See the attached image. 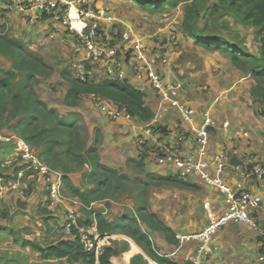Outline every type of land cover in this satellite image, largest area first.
Instances as JSON below:
<instances>
[{"label":"rangeland","instance_id":"rangeland-1","mask_svg":"<svg viewBox=\"0 0 264 264\" xmlns=\"http://www.w3.org/2000/svg\"><path fill=\"white\" fill-rule=\"evenodd\" d=\"M218 1L189 0L177 8L168 6L162 14H149L137 4L126 0H100L99 7L105 6L116 19L115 32L122 34L128 28H132L137 34L145 37L150 45L159 44L160 40L171 37L179 40L178 52L172 56L166 68L168 76L183 81L186 86L185 97L199 114L205 112L207 108L212 109V114L219 121V129L213 136L215 143L227 146V136L232 138L235 144L243 143L241 147L244 150L248 149L247 152L250 153L240 159L233 153V163L245 164L248 159L258 156L257 152L250 151L251 146L258 145L264 148V117L260 115L264 106L261 101L257 103L253 97L257 83L249 71L235 66L228 55L207 52L185 35V15L192 10L198 14L195 16L197 27L208 28L210 34L225 40L239 42L244 50L259 55L261 45L256 31L229 9H218ZM5 8L8 9V24L4 26L0 19V33L9 39L22 42L25 51L37 59L44 60L50 67L45 71L47 76H39V82L35 85L34 89L39 99L50 108L56 109L60 115L75 117L81 137L87 145L86 150L96 149L100 163L118 175H125L127 182L125 185H119L116 184V178L112 177L110 184L113 183L115 189H109L102 196V200L86 207L80 199L73 196L71 188L82 190H86V187L95 188V185L83 186L84 175L92 168L88 164L72 162L68 164L67 176L70 187L64 180V173L60 172L64 182L61 201L49 208L51 204L48 202L46 190L44 191V179L24 176L16 190L0 198V229H4L0 234V264H70L66 261L44 260L41 254L22 245L24 240L47 245L62 238H69L70 236L65 233L64 224L70 211L75 212L76 217L83 220H94V216L91 215L93 212H104L109 220L135 217L141 219L140 223L144 229L148 224L158 225L159 219L166 225H173L176 222L183 224L185 218L190 221L198 217L197 201L190 195L199 191L198 184L184 181L195 189L162 184L156 178L169 177L163 174V170L152 163L139 167L141 159L138 155L136 158L132 157L133 137L148 124L138 119L111 120L99 110L98 102L91 95L81 96L78 107L72 108L65 104L70 82L63 79L62 73L69 71L70 78L75 80L68 69L72 57V44L65 30L63 28H58V31L50 30L51 26L45 21L33 22L21 11L11 10L7 6ZM52 34H55L53 39L50 37ZM11 67V59L0 55V68L9 70ZM23 79V76L19 77L15 83V90ZM153 100L154 112L165 113V125L175 123L177 128L180 121L174 110L154 97ZM146 102L150 105L148 101ZM4 117H7V113ZM136 122L138 127L135 125ZM10 128V123L0 122V130L5 135L3 142L11 145L9 148L13 150L10 157L18 158L22 149L18 148L17 144L23 140ZM218 151L219 148L214 157ZM4 152L5 147L3 150L0 149V162L6 158ZM259 162L264 165L263 162ZM215 163L216 158L212 161L213 166ZM19 168V163L12 167L15 171ZM12 169L4 173H13ZM131 245L136 244L127 236H111L105 246H112L121 253L112 259V264H129L134 252L131 254L123 251L131 250ZM135 249L140 251L139 247L135 246ZM148 260L147 258V263Z\"/></svg>","mask_w":264,"mask_h":264},{"label":"built area","instance_id":"built-area-1","mask_svg":"<svg viewBox=\"0 0 264 264\" xmlns=\"http://www.w3.org/2000/svg\"><path fill=\"white\" fill-rule=\"evenodd\" d=\"M99 3L100 0H10L8 8L21 11L33 22H50L49 25L65 30L72 44L68 69L81 84L128 81L139 91L174 110L180 121L175 130L163 132L162 127L168 126L164 123L165 113L160 111L137 134L135 148L139 158L146 156V163L156 165L165 176L208 185L226 196L228 208L220 215L212 213L209 204L205 205L210 221L202 232L176 236L181 245L198 244L194 264H215L211 262L210 250L220 249L216 245V236L229 224L248 225L259 233V238L263 240L259 241L257 264H264V228L259 221L264 200L250 191L229 187L222 178L228 172L247 183H263L264 165L254 157L245 164H234L233 148L229 144L218 146L219 151L214 157L218 148L214 146L213 136L219 129V121L210 108L199 114L185 97L183 81L169 77L166 72L172 56L178 52L180 42L176 37L150 45L132 28L122 34L115 32L116 19L105 6L99 7ZM50 37L55 38V34ZM91 96L98 102L99 110L111 120L132 121L123 106ZM4 138L0 133V141ZM19 147L22 150L18 158L9 156L1 162L0 172H8L16 163L21 170L19 168L16 179L11 172L8 175L12 177L0 175V198L16 190L25 172L29 171L44 179V191L51 208L61 201L64 191L62 174L45 164L24 141L18 143ZM69 213L64 224L65 233L72 236L73 229H79L81 243L86 250L94 251L98 259L110 237L100 238L97 225L89 229L80 228L75 212Z\"/></svg>","mask_w":264,"mask_h":264},{"label":"trees","instance_id":"trees-1","mask_svg":"<svg viewBox=\"0 0 264 264\" xmlns=\"http://www.w3.org/2000/svg\"><path fill=\"white\" fill-rule=\"evenodd\" d=\"M126 1L137 4L149 14H162L168 6L177 8L189 0ZM0 3V19L5 26L8 24V9L5 7L9 6L10 0H0ZM217 8L229 9L256 31L261 45L259 55H254L244 50L239 42H232L210 34L208 28L197 27L195 16L198 14L192 10L185 15V35L196 46L203 48L207 52L226 54L239 69L249 71L257 83L253 91V97L257 103L261 101L264 106V0H219ZM0 55L10 58L12 61L11 69L0 68V122L10 123V130L20 136L45 164L54 171L63 172L64 180L68 187H70L67 177L69 174V163L78 162L82 165H91V171L84 175L83 186L95 185V188H87L86 186H84L86 190L71 188L73 196L80 199L86 207H90L92 203L102 200V196L109 189H115L114 184H110L112 177L116 178V184L125 185L127 182L125 175H118L114 170L102 165L96 156V149L86 150L87 145L81 137L77 119L60 115L56 109L50 108L39 99L34 88L39 82V76H47L45 71L49 70L50 67L46 62L40 58H35L25 51L22 42L9 39L1 33ZM21 76L24 79L19 84L18 89L15 90V83ZM62 77L70 82V89L65 96V104L69 107H78L81 96L96 95L114 105L126 108L132 120L138 119L142 123L150 124L156 116L152 106L154 100L146 93L139 91L128 81L106 80L102 83L81 84L77 80L70 78L69 71L63 72ZM6 113L7 117L5 118L4 115ZM260 115L264 117V110ZM168 129V127L162 128L163 132ZM0 133L5 136L1 130ZM4 147L6 148L4 156L7 158L13 150H10L11 145L0 141V149L3 150ZM140 159L141 162L138 163V166H145L146 156ZM20 170H14L13 173L15 175H12L14 179L17 178ZM8 174L0 172L1 176L12 177ZM25 175L34 176L29 171H26ZM156 180L162 184L195 189L194 186L187 182L173 177L160 176ZM91 215L94 216V220L78 219L80 228L89 229L97 225L100 238L112 235L129 237L136 243L133 251L137 252L135 246L140 247L145 255L153 261L150 264H180L169 258L168 255L160 253L149 235L142 229L139 218L127 216L111 221L102 212H93ZM3 230L0 229V234ZM157 230L165 234L169 243H177L174 231L165 224L160 222ZM93 239L95 238L93 237ZM260 240L263 239L259 238ZM22 245L29 247L35 253L41 254L44 260L66 261L70 264L79 262L85 264H112V258L121 254L119 250L112 246H105L97 259L95 252L86 250L84 244L81 243L79 229L77 228L73 229V234L69 238H62L47 245L26 240L22 242ZM130 258L131 254H129L128 259ZM131 264H147V261L143 255H137L132 259ZM185 264L193 263L187 262Z\"/></svg>","mask_w":264,"mask_h":264},{"label":"crops","instance_id":"crops-1","mask_svg":"<svg viewBox=\"0 0 264 264\" xmlns=\"http://www.w3.org/2000/svg\"><path fill=\"white\" fill-rule=\"evenodd\" d=\"M50 26H51L50 30H55V31H58V28H61L53 24H50ZM135 125L138 127L139 126L138 122H136ZM169 127L175 130L176 124L171 123L168 125V128ZM139 132H136L133 137V143L131 148L133 158L137 157V151L135 148L134 139ZM226 142L227 144L232 146L233 153L234 155H236L238 159L243 158L245 157V155H247V153H250L247 152L249 151L248 149L244 150V148L241 147V144L243 143H240L238 146H235V141H232V138H230L229 136H227ZM214 146L218 148V146L220 147L222 145L220 143L214 142ZM250 151H254L255 153L257 152L256 155L258 156H254L255 160L264 163L263 146H258V145L251 146ZM25 177L27 176L25 175ZM222 178L229 187L235 190L244 189L250 191L254 194L261 196L264 200V182L247 183L242 181L239 178V176L228 172H225ZM198 186L200 187L199 191H197V193L190 194L193 197V199L197 201L195 202L197 204L196 208H198L197 209L198 212L196 214L198 215V217L196 218L194 217L190 221L184 217L185 222L183 224L176 222L173 225H168V224L166 225L164 222H162L159 219L161 223L171 228L176 236L200 233L208 226L210 220L208 217V212L205 209V205L209 204L211 212L212 213L216 212L218 215L222 214L227 209L228 204H227L226 196L216 191L214 188L209 187L208 185H198ZM102 213L104 214V212ZM263 214H264V205L259 218L260 224L264 228ZM157 226L158 225L156 224H152V225L148 224L145 225L146 229H144L141 224L142 229L149 235L154 245L159 249L160 253L168 255L169 258L173 259L174 261L180 264H185L187 262H191L194 264L195 259L197 257L198 244L192 243V244L181 245L177 238H176L177 243L171 244L167 241L165 235L157 230ZM106 237H111V236H106ZM216 245L220 247L219 250L217 251L210 250L211 262L215 264H257V257L260 251L259 233L253 230L248 225L229 224L228 226L224 227L218 232L216 236ZM131 246H132L131 250L130 249L124 250V252L131 254H133L134 252L132 259L137 255H143L146 259L148 258L140 247H139L140 251L135 252L133 251L134 246L133 245ZM132 259H130L129 264H131ZM149 260L147 264H150Z\"/></svg>","mask_w":264,"mask_h":264}]
</instances>
